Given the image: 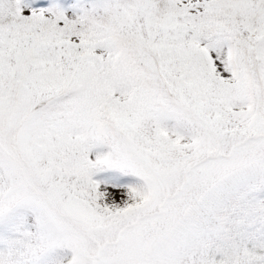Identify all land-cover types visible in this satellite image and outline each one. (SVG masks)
I'll use <instances>...</instances> for the list:
<instances>
[{
  "label": "snow or ice",
  "instance_id": "1",
  "mask_svg": "<svg viewBox=\"0 0 264 264\" xmlns=\"http://www.w3.org/2000/svg\"><path fill=\"white\" fill-rule=\"evenodd\" d=\"M0 264H264V0H0Z\"/></svg>",
  "mask_w": 264,
  "mask_h": 264
}]
</instances>
